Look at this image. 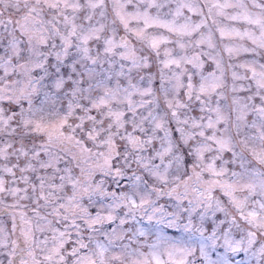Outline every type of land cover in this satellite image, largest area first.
<instances>
[{
    "label": "snow or ice",
    "instance_id": "6c2138e0",
    "mask_svg": "<svg viewBox=\"0 0 264 264\" xmlns=\"http://www.w3.org/2000/svg\"><path fill=\"white\" fill-rule=\"evenodd\" d=\"M0 264H264V0H0Z\"/></svg>",
    "mask_w": 264,
    "mask_h": 264
}]
</instances>
